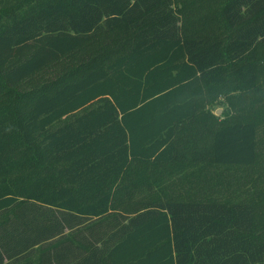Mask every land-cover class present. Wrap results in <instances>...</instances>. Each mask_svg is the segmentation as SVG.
Returning <instances> with one entry per match:
<instances>
[{
    "label": "trees",
    "instance_id": "1",
    "mask_svg": "<svg viewBox=\"0 0 264 264\" xmlns=\"http://www.w3.org/2000/svg\"><path fill=\"white\" fill-rule=\"evenodd\" d=\"M263 123L264 0L1 11L0 264H264ZM151 166L259 176L184 199Z\"/></svg>",
    "mask_w": 264,
    "mask_h": 264
},
{
    "label": "rangeland",
    "instance_id": "2",
    "mask_svg": "<svg viewBox=\"0 0 264 264\" xmlns=\"http://www.w3.org/2000/svg\"><path fill=\"white\" fill-rule=\"evenodd\" d=\"M23 0H0V12L5 11L13 6L20 4ZM178 6L182 7V3H176ZM51 71V70H50ZM49 74V72H48ZM228 87H224L222 90H209L204 95V99L207 102V108L210 109L218 117L224 116L226 113V97L222 93L227 91ZM237 94V93H236ZM221 112V114H218ZM259 143L260 149L264 150V123L260 128L259 134ZM261 168V167H260ZM259 168V169H260ZM144 168L138 167L137 170ZM149 169V170H148ZM148 173L155 172V179L158 182H161L159 186L156 187L162 195L174 194L173 192L179 188L183 192L182 198L184 199H201V197L214 195L217 190V185L219 182L223 181L226 185H231L232 190L240 188L242 192L245 191L246 187H249V184L245 185L246 181H250L253 178H258L257 171L251 170L245 167H228V168H215L207 169L203 172H200L201 175L194 174V170L188 171V176H182L180 174L172 173L171 168L169 167H156L145 169ZM170 172V174H168ZM208 179L210 181L207 183ZM224 184V186H225ZM254 185L250 187L253 189ZM144 199V194L141 195L139 192L135 195L133 209L138 208L140 201Z\"/></svg>",
    "mask_w": 264,
    "mask_h": 264
},
{
    "label": "water",
    "instance_id": "3",
    "mask_svg": "<svg viewBox=\"0 0 264 264\" xmlns=\"http://www.w3.org/2000/svg\"><path fill=\"white\" fill-rule=\"evenodd\" d=\"M218 114H221V112H219Z\"/></svg>",
    "mask_w": 264,
    "mask_h": 264
}]
</instances>
